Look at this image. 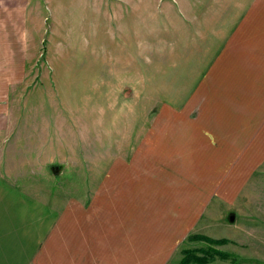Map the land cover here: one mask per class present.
Returning <instances> with one entry per match:
<instances>
[{
  "label": "rangeland",
  "instance_id": "374dc122",
  "mask_svg": "<svg viewBox=\"0 0 264 264\" xmlns=\"http://www.w3.org/2000/svg\"><path fill=\"white\" fill-rule=\"evenodd\" d=\"M29 4L0 3V21L16 18L36 53L24 79L0 88V175L57 208L138 213L146 200L130 193L148 192L139 232L184 229L167 264L184 248L200 264H264V152H247L243 173L254 136L243 131L242 75L212 54L233 30L232 0ZM194 233L227 241H186Z\"/></svg>",
  "mask_w": 264,
  "mask_h": 264
},
{
  "label": "crops",
  "instance_id": "0c3cea01",
  "mask_svg": "<svg viewBox=\"0 0 264 264\" xmlns=\"http://www.w3.org/2000/svg\"><path fill=\"white\" fill-rule=\"evenodd\" d=\"M1 2L11 10L30 5V0ZM233 6V30L219 46L215 47L213 41L212 54L214 64L228 65L227 71L242 75L243 131L247 137L254 136L248 137L242 156V171L249 173L254 162L246 153L264 152V0H232ZM26 19L23 18L25 24ZM0 23L4 35L0 39V88H8L24 79L26 56L36 53L27 48V37L22 35L21 25L17 27L16 18L7 17ZM8 24H15L9 29L15 33H5ZM30 36L34 39L33 33ZM12 41L16 42L15 47ZM249 129L255 131L251 133ZM263 174L264 169L260 175ZM16 184L0 175V264H167L172 245L184 230L155 236L139 232L141 223L151 220L152 210L146 209L148 192L130 193L136 205L139 199L146 200L144 211L132 213V208L121 212L119 207L92 210L79 203L74 207L75 202L57 208ZM250 190V183L245 182L240 198L250 199ZM215 194L217 199H223L221 191ZM259 195L262 198L264 191ZM226 198L239 197L234 193ZM97 210H102L98 216Z\"/></svg>",
  "mask_w": 264,
  "mask_h": 264
},
{
  "label": "trees",
  "instance_id": "16d2710c",
  "mask_svg": "<svg viewBox=\"0 0 264 264\" xmlns=\"http://www.w3.org/2000/svg\"><path fill=\"white\" fill-rule=\"evenodd\" d=\"M200 239H204V240H210L211 242H220V243H225L227 240L226 239H213L211 237H208L207 235H203L200 233H194V234H190L187 236L186 241L190 240V241H195V240H200ZM213 251H215L216 253L223 255V256H231V255H226L224 252H221L215 248L211 249ZM186 252V254L183 256V258L180 259V261L177 264H190L194 259V253L192 251H189V249L184 248V250ZM223 253V254H222ZM194 262L197 263H202V258L199 256L197 259L194 260ZM240 263H243V261H240ZM238 261L235 264H240Z\"/></svg>",
  "mask_w": 264,
  "mask_h": 264
}]
</instances>
